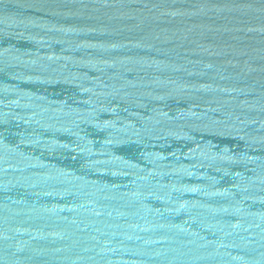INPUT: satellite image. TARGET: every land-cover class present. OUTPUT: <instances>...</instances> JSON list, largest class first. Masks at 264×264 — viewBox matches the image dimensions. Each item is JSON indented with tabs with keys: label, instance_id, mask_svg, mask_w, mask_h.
Listing matches in <instances>:
<instances>
[{
	"label": "water",
	"instance_id": "water-1",
	"mask_svg": "<svg viewBox=\"0 0 264 264\" xmlns=\"http://www.w3.org/2000/svg\"><path fill=\"white\" fill-rule=\"evenodd\" d=\"M0 264H264V0H0Z\"/></svg>",
	"mask_w": 264,
	"mask_h": 264
}]
</instances>
